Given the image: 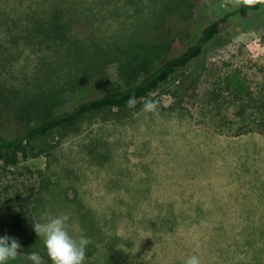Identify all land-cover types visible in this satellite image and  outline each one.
Instances as JSON below:
<instances>
[{"label": "rangeland", "instance_id": "1", "mask_svg": "<svg viewBox=\"0 0 264 264\" xmlns=\"http://www.w3.org/2000/svg\"><path fill=\"white\" fill-rule=\"evenodd\" d=\"M10 1L9 7L17 3ZM166 1L79 0L66 19L65 41L53 37L43 44L39 38V44L31 40L10 49L18 83L43 78L45 62L52 64L49 79L29 93L42 88V105L63 110L80 81L93 78L111 52L108 87H126L182 53L206 25L244 0H170L159 15ZM59 3L40 16L61 8ZM32 5L36 11L35 0ZM221 28L220 41L228 43L210 48L147 98L157 102L155 113L142 110L144 99L120 116H85L32 144L35 149L18 165H0V226L17 211L21 195L31 198L34 217L69 216V230L90 241L84 264H110L112 248L138 264H182L191 254H199L202 264H264V134L235 135L264 120V111L252 108L235 85L262 79L257 71L264 61V9ZM92 38L102 40L105 50ZM22 128L13 121L1 130L12 136ZM185 181L220 186L209 197L217 216L171 209L179 201H203L171 192ZM7 234L21 245L11 264H32L33 251L42 264H52L35 232L31 240L22 232Z\"/></svg>", "mask_w": 264, "mask_h": 264}, {"label": "trees", "instance_id": "2", "mask_svg": "<svg viewBox=\"0 0 264 264\" xmlns=\"http://www.w3.org/2000/svg\"><path fill=\"white\" fill-rule=\"evenodd\" d=\"M0 0V34H4V40L0 37V56L3 62L0 63V165L5 167L16 166L23 159L30 155V151L35 149V142L47 137L52 132L61 128H68L76 125L82 118L92 114H112L121 115L138 108L141 101L150 98L154 93L168 81L176 77L180 72L188 69L200 60L210 48H216L226 44L230 39L221 42L222 25L234 19L248 20L251 14L264 9V0H244L237 8L227 12L221 19L206 25L197 40L189 45L182 53L163 60L157 67L147 72L144 77L126 87L109 88L106 81L109 80L108 63L111 62V52H107L108 60L99 68L97 74L90 79L80 81L77 86L71 105L63 110L55 111V105L44 104L46 92L42 88L38 93L34 92L31 86L38 88L45 79H49L55 71L52 64L45 62V76L38 77V80L30 81L20 86L18 83L13 64H11L10 49L13 46L21 47V44L31 40L39 44H45L44 40L51 38L63 40L65 33L69 29L66 19L71 18V10L79 0H51L48 7L43 8L45 0H35L36 11L29 6H33V0H15L16 5L9 7L10 0L1 2ZM60 2V3H59ZM170 0L158 8V14H162L169 6ZM61 4V8L47 11L40 16L43 9L51 8L56 4ZM17 9L21 12L20 17H16ZM39 13V15H37ZM159 14V15H160ZM30 23L29 26H23ZM19 24V25H18ZM261 24V23H260ZM144 27L143 29H145ZM91 42H98L103 50L105 45L100 39H88ZM5 41V42H2ZM23 41V42H22ZM70 51H75L76 45L72 42ZM84 48H82L83 50ZM3 53H8L5 56ZM8 57V58H7ZM66 60V63L74 58ZM264 60V58H263ZM53 69V70H52ZM107 69V70H106ZM47 72V74H46ZM257 74L262 75L261 80L251 81L249 84L237 82L235 85L239 95L250 103L255 110L264 111V61L259 65ZM13 81H17V84ZM31 84V85H30ZM39 85V86H38ZM37 86V87H36ZM137 97V104L134 108H128L126 101L130 95ZM44 96V97H43ZM43 97V99H40ZM116 111V112H115ZM240 114L246 113V108L241 107ZM36 122L32 123V120ZM16 122L23 125L21 131L8 136L1 128H6L9 123ZM249 128L240 127L235 135L258 132L264 134V120H254L249 123ZM40 153V151H39ZM42 153V152H41ZM17 211L10 217L9 222L0 226V235H8V230L12 232H22L33 236L32 219L34 214L31 208V198L17 196L15 199ZM6 228V229H5ZM110 264H137L125 252L112 248L109 255ZM9 264H11L9 262Z\"/></svg>", "mask_w": 264, "mask_h": 264}, {"label": "clouds", "instance_id": "3", "mask_svg": "<svg viewBox=\"0 0 264 264\" xmlns=\"http://www.w3.org/2000/svg\"><path fill=\"white\" fill-rule=\"evenodd\" d=\"M137 97L130 95L126 101L128 108H134ZM142 110L145 113H155L157 102L146 99ZM69 216L65 213L49 216L46 220L37 216L32 219L33 231L42 239L52 264H84L89 238L84 234H73L69 230ZM195 247H199L196 242ZM21 245L17 238L9 235H0V264H9L19 254ZM28 259L32 264H42L41 256L33 251L28 253ZM182 264H202L199 254L186 256Z\"/></svg>", "mask_w": 264, "mask_h": 264}, {"label": "crops", "instance_id": "4", "mask_svg": "<svg viewBox=\"0 0 264 264\" xmlns=\"http://www.w3.org/2000/svg\"><path fill=\"white\" fill-rule=\"evenodd\" d=\"M176 183V182H174ZM210 181H185L181 182V184L172 185L174 187H180L182 189H174L171 190V192L175 191L176 193H183V195H186V198H195V196H198L197 198L203 199V201L194 202L191 200V202H177L176 205H173L171 209H174L176 211L180 212H199L200 214L196 217L198 218H214L215 214H212L213 210L216 208L211 200H209V197L212 196L214 192L221 191L218 185H211ZM168 209V208H167ZM135 263L136 260L134 261Z\"/></svg>", "mask_w": 264, "mask_h": 264}]
</instances>
